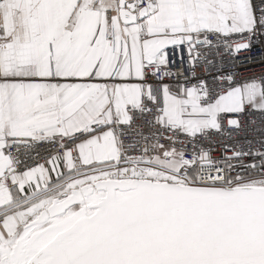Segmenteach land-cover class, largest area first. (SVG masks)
I'll return each instance as SVG.
<instances>
[{
    "label": "snow or ice",
    "instance_id": "obj_1",
    "mask_svg": "<svg viewBox=\"0 0 264 264\" xmlns=\"http://www.w3.org/2000/svg\"><path fill=\"white\" fill-rule=\"evenodd\" d=\"M257 37L264 0H0V264H264V138L211 146L264 76H197Z\"/></svg>",
    "mask_w": 264,
    "mask_h": 264
},
{
    "label": "built area",
    "instance_id": "obj_2",
    "mask_svg": "<svg viewBox=\"0 0 264 264\" xmlns=\"http://www.w3.org/2000/svg\"><path fill=\"white\" fill-rule=\"evenodd\" d=\"M248 41L234 40L233 47L236 43H244ZM214 59L217 61L216 66H209L207 69L200 68L197 71V76H207L219 75L220 72L232 73L235 76L236 82L240 83L245 79H250L253 77L264 76V37H257L254 42H252V47L250 50L242 51L238 55L228 54L225 51H221L218 56ZM223 61V66L221 67L220 62ZM187 68V65H185ZM188 75L187 72L184 73ZM223 83V81H221ZM245 128L240 133L234 135V137L229 140L227 137L214 136L211 146L216 155H219L222 151V146L224 145H237L241 148L247 150L249 147L252 148L253 152L260 147L258 141L264 138V123H261V117L259 115L245 116L242 118ZM249 120H254L255 125L250 126L247 122ZM259 129V130H257ZM128 140L136 139V137L129 135L126 137ZM248 140L253 141V144L249 145ZM264 151V149H261ZM44 150L41 149V156H44ZM261 163L259 159H246L245 163ZM33 166L35 165V160L29 161ZM40 163H46L45 159H40Z\"/></svg>",
    "mask_w": 264,
    "mask_h": 264
}]
</instances>
